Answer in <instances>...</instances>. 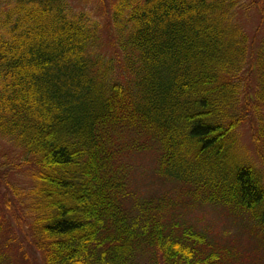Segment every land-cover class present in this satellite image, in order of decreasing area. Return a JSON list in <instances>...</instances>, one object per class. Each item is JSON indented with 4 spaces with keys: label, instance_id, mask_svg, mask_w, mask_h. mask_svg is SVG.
<instances>
[{
    "label": "trees",
    "instance_id": "trees-1",
    "mask_svg": "<svg viewBox=\"0 0 264 264\" xmlns=\"http://www.w3.org/2000/svg\"><path fill=\"white\" fill-rule=\"evenodd\" d=\"M245 2L113 0L102 46L69 0H0V137L29 165L13 191L42 264L234 263L178 206L264 228V29L249 36ZM147 151L172 195L135 194Z\"/></svg>",
    "mask_w": 264,
    "mask_h": 264
},
{
    "label": "rangeland",
    "instance_id": "rangeland-1",
    "mask_svg": "<svg viewBox=\"0 0 264 264\" xmlns=\"http://www.w3.org/2000/svg\"><path fill=\"white\" fill-rule=\"evenodd\" d=\"M69 1L75 9L89 11L97 18L101 25L99 32L102 46L107 45L105 13L113 0ZM246 5L249 6L248 10H245ZM242 9L243 12L238 14L240 23L249 36H257L264 29V3L262 12L254 4L251 5L249 0H246ZM248 124L244 123L237 129L241 152L245 153L244 158L248 157L256 170L262 172L254 155ZM152 156L153 152L147 151L145 156H136L131 162V184L135 194L140 198H149L169 191L172 195L167 185L151 181ZM24 161L20 150L0 137V264H42L31 243L28 231L30 218L26 213L25 203L13 191L14 188L25 191L31 186L29 165ZM175 212L182 221L205 231L213 242L230 250L235 257V262L231 264H264V228L257 226L255 221H246L245 216L232 220L220 209L209 206H178Z\"/></svg>",
    "mask_w": 264,
    "mask_h": 264
}]
</instances>
